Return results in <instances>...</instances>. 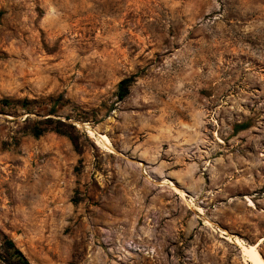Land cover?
Instances as JSON below:
<instances>
[{"label": "rangeland", "instance_id": "obj_1", "mask_svg": "<svg viewBox=\"0 0 264 264\" xmlns=\"http://www.w3.org/2000/svg\"><path fill=\"white\" fill-rule=\"evenodd\" d=\"M0 11L2 258L6 237L30 264H247L262 238L264 260V0ZM46 116L77 148L33 136Z\"/></svg>", "mask_w": 264, "mask_h": 264}, {"label": "trees", "instance_id": "obj_2", "mask_svg": "<svg viewBox=\"0 0 264 264\" xmlns=\"http://www.w3.org/2000/svg\"><path fill=\"white\" fill-rule=\"evenodd\" d=\"M2 14V11H0V16ZM131 81V78H125L122 79L118 84V99H122L126 93L129 86V83ZM5 104H8L9 101L6 99ZM30 101L27 99H23L20 103L21 107L25 109L27 112H30L29 107ZM55 111V107H51L49 109L48 114H52ZM67 125L60 121L59 119H54L51 116H46L43 119H40L37 123L33 124V126L30 129V132L33 134V136L38 137L42 135L43 133L47 131H54L59 134L66 135L72 142L75 148H77L74 136L70 130L67 129ZM249 126L247 123H240L235 125V131L246 129ZM3 248L4 253L6 257H1L0 259L8 264H30L28 259L25 257V255L18 249L12 239L4 237L3 241ZM10 260V261H8Z\"/></svg>", "mask_w": 264, "mask_h": 264}, {"label": "bare ground", "instance_id": "obj_3", "mask_svg": "<svg viewBox=\"0 0 264 264\" xmlns=\"http://www.w3.org/2000/svg\"><path fill=\"white\" fill-rule=\"evenodd\" d=\"M92 132V131H91ZM94 133V132H93ZM88 134V133H87ZM97 137V136H96ZM98 137L100 139V142H102V145L104 146V149L106 148L109 151H112L111 147V140L107 136V134H98ZM98 140V139H97ZM100 145V144H99ZM175 188V187H174ZM179 191V190H178ZM182 191V190H181ZM183 193V192H182ZM250 204H252V201L249 199ZM196 209V208H195ZM199 210V207H198ZM225 232V231H224ZM236 239V238H235ZM262 238L258 240L255 244H247V246H242V255L245 257L247 264H264V260L260 254V252L257 249V244L261 241ZM236 243L242 244L243 242L240 239L235 240ZM244 259V260H245Z\"/></svg>", "mask_w": 264, "mask_h": 264}]
</instances>
